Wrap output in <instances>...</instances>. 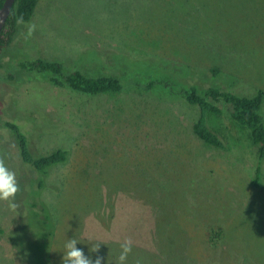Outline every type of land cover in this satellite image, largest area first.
<instances>
[{
  "label": "rangeland",
  "instance_id": "obj_1",
  "mask_svg": "<svg viewBox=\"0 0 264 264\" xmlns=\"http://www.w3.org/2000/svg\"><path fill=\"white\" fill-rule=\"evenodd\" d=\"M36 59L116 76L123 89L54 85L20 67ZM153 80L168 85L147 93ZM190 87L264 92V0H37L0 55V161L19 187L15 213L0 201V264L46 263L31 231L40 202L57 216L51 264H63L67 239L102 264H119L126 240L125 264H264V160L221 103L209 125L225 147L201 141ZM8 123L34 156L64 150L67 162L39 174Z\"/></svg>",
  "mask_w": 264,
  "mask_h": 264
},
{
  "label": "trees",
  "instance_id": "obj_2",
  "mask_svg": "<svg viewBox=\"0 0 264 264\" xmlns=\"http://www.w3.org/2000/svg\"><path fill=\"white\" fill-rule=\"evenodd\" d=\"M4 0H0V7ZM37 5V0H17L12 12L3 28L0 39V55L11 44L16 33L18 25H27L31 22L34 11ZM20 67L29 72H38L50 77V81L57 86H67L73 91L84 95H104L120 93L123 89L121 79L113 75H98L90 76L82 70H73L67 72L62 63L57 61H46L36 59L34 61H24L20 63ZM97 72V71H96ZM216 74L217 70H213ZM166 84L163 81H150L144 90L149 93L158 85ZM183 100L191 109H195L196 118L193 125L195 135L205 144L213 148H224L225 144L222 138L209 125L210 116H220L225 114L223 108L219 105L224 104L228 109V116L240 128L248 132L249 138L256 146L259 160H264V115L262 113L264 105V92L259 91L252 97L241 96L237 93L222 90L218 87H209L202 92L197 88L190 87L183 92ZM8 127L16 132L18 137V147L20 157L23 163L39 172L41 175H46L47 172L55 166L64 164L68 159V152L58 150L47 156H34L29 149L27 138L21 133L19 127L15 124L8 123ZM260 168H257V176L259 177ZM42 182H39V185ZM38 196V195H37ZM43 210L39 212L30 211L34 219L42 221L39 227L33 232H38V238L41 248H46L44 251L43 264H51V241L52 232L55 223L57 222L56 213L51 208L49 202H40ZM50 204L51 206H49ZM36 203L33 207H36ZM37 213V215H36ZM38 216V217H36ZM42 216V220L40 219ZM34 228V227H33ZM3 230L0 228V236ZM40 248V249H41ZM23 260V257H22Z\"/></svg>",
  "mask_w": 264,
  "mask_h": 264
},
{
  "label": "clouds",
  "instance_id": "obj_3",
  "mask_svg": "<svg viewBox=\"0 0 264 264\" xmlns=\"http://www.w3.org/2000/svg\"><path fill=\"white\" fill-rule=\"evenodd\" d=\"M19 191L16 174L9 170L3 161H0V201L9 202L10 210L15 213L17 204L14 203L15 196ZM78 240L67 239L63 246V264H102L101 258L97 257L94 261L85 256L82 249L77 247ZM99 244H93L92 251H96ZM119 264H125L128 254L132 251L131 241L126 240L121 245Z\"/></svg>",
  "mask_w": 264,
  "mask_h": 264
},
{
  "label": "water",
  "instance_id": "obj_4",
  "mask_svg": "<svg viewBox=\"0 0 264 264\" xmlns=\"http://www.w3.org/2000/svg\"><path fill=\"white\" fill-rule=\"evenodd\" d=\"M17 0H4L2 6L0 7V39L3 28L12 12V9Z\"/></svg>",
  "mask_w": 264,
  "mask_h": 264
}]
</instances>
